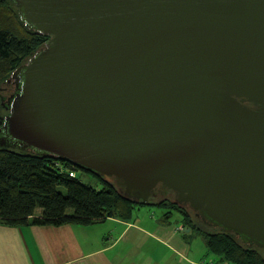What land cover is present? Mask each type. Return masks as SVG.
Segmentation results:
<instances>
[{
	"label": "water",
	"instance_id": "obj_1",
	"mask_svg": "<svg viewBox=\"0 0 264 264\" xmlns=\"http://www.w3.org/2000/svg\"><path fill=\"white\" fill-rule=\"evenodd\" d=\"M11 1L49 39L9 78L0 147L264 249V0Z\"/></svg>",
	"mask_w": 264,
	"mask_h": 264
},
{
	"label": "trees",
	"instance_id": "obj_2",
	"mask_svg": "<svg viewBox=\"0 0 264 264\" xmlns=\"http://www.w3.org/2000/svg\"><path fill=\"white\" fill-rule=\"evenodd\" d=\"M48 39L49 36L25 27L11 0H0V86L44 47ZM80 175L93 177L96 185L83 183ZM162 201L169 203L173 211L189 218L185 208L164 197L158 202L159 206ZM134 205L141 204L124 200L111 183L69 162L0 147L2 225L86 227L109 218L129 222ZM38 211L40 215H37ZM164 215L169 219L171 213ZM187 226L196 234H202L208 252L217 258L205 264H264L259 249L243 245L234 235L219 230L202 231L191 219L187 220Z\"/></svg>",
	"mask_w": 264,
	"mask_h": 264
},
{
	"label": "rangeland",
	"instance_id": "obj_3",
	"mask_svg": "<svg viewBox=\"0 0 264 264\" xmlns=\"http://www.w3.org/2000/svg\"><path fill=\"white\" fill-rule=\"evenodd\" d=\"M8 80L10 82V79ZM8 80L5 83H8ZM13 89L14 86L11 91ZM7 97L8 93L2 95L4 102ZM3 113L0 100V115ZM80 178L83 183L96 185L91 176L80 175ZM161 199L162 197L155 196L151 200V203H155V205H134L132 207V217L127 222L129 227L126 238L120 241L115 250L120 251L122 246L128 250L130 257L128 264H205L216 261L215 255L208 252L202 234L193 232L187 226V220L191 219L195 226L202 231L212 232L213 228L196 218L194 213L187 208H185V212L189 218L173 211V207L169 203L162 201L161 206L165 208L159 206L158 202ZM164 199L174 204L173 196L168 195ZM168 212L171 215L169 219H166L164 214L167 215ZM102 223V225L89 228L95 227L93 230L97 233L102 232V236H104V233H107L106 230H110L109 234H112V229L118 227V225L112 224V221ZM123 229L125 228L123 227ZM114 233L117 234L115 231ZM107 239L108 241L112 240V238H98L99 247H102V242L106 244ZM259 254L264 259V249L259 250Z\"/></svg>",
	"mask_w": 264,
	"mask_h": 264
},
{
	"label": "crops",
	"instance_id": "obj_4",
	"mask_svg": "<svg viewBox=\"0 0 264 264\" xmlns=\"http://www.w3.org/2000/svg\"><path fill=\"white\" fill-rule=\"evenodd\" d=\"M40 213L38 211L37 215ZM107 221L118 227L112 229V234L106 230L104 236L93 230L95 227L89 228L91 226L9 227L0 224V264H128V250L123 246L120 251L115 248L126 238L129 224L113 218L104 223ZM98 238L112 240L107 239L108 242H102L99 247Z\"/></svg>",
	"mask_w": 264,
	"mask_h": 264
},
{
	"label": "flooded vegetation",
	"instance_id": "obj_5",
	"mask_svg": "<svg viewBox=\"0 0 264 264\" xmlns=\"http://www.w3.org/2000/svg\"><path fill=\"white\" fill-rule=\"evenodd\" d=\"M6 86H8L10 89L8 87H6ZM12 86H14L13 91H11L12 90ZM16 89H17V81H10L8 83H5L3 87L2 86L0 87L1 106L3 107V110H4L3 115H0V117L7 116L9 114L8 102H9L10 98L16 94V91H17ZM7 93H8V97L5 99V102H4L3 99H2V95H5ZM1 137H2V134L0 132V139H1ZM8 149H11V148H8ZM11 150H15V149H11ZM215 230H219V229L213 228V231H215ZM251 248H253V247H251ZM259 250H261V249H259Z\"/></svg>",
	"mask_w": 264,
	"mask_h": 264
}]
</instances>
